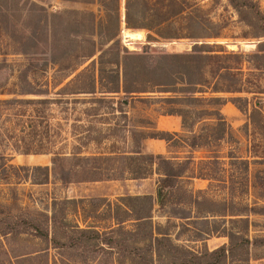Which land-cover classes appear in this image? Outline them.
Wrapping results in <instances>:
<instances>
[{"label":"rangeland","instance_id":"1","mask_svg":"<svg viewBox=\"0 0 264 264\" xmlns=\"http://www.w3.org/2000/svg\"><path fill=\"white\" fill-rule=\"evenodd\" d=\"M5 1L18 6L9 12V32L1 36L0 42V99L6 101L0 105V264H120L123 260L122 264H128L124 250L109 251L106 245H100L102 237L97 242L87 235L79 239L74 233L65 236L64 232L75 224L97 228L109 224L106 203H115L119 196H156L159 175L155 171L139 179L123 178L125 173L121 176L119 172L121 157L136 150L162 154L184 168L177 182L181 188L164 207L156 205L152 212L154 224L166 230L176 244L194 252L211 251L228 245V238L223 236L225 229L241 232L250 240L248 256L245 252L241 255L239 250L234 258L247 257L248 261L227 264H264V69L259 68L264 67V57L253 55L259 38L239 19L228 0H185L187 10L200 22L197 28L187 31L184 25L152 29L127 27L124 0H119L118 28L98 0ZM255 1L264 13V0ZM4 21L0 16V22ZM50 25L52 52L45 58L57 59L64 68L71 65V55L78 49L74 41L88 39L87 33L100 29L116 32L113 49L148 50V60L153 64L157 61L154 54L167 52L169 45L176 52H182L202 40L218 44L227 52L241 54L238 66L243 70L239 76L242 91L207 92L206 97L218 95L230 101L189 106L192 110H219L228 123V135L217 139L219 132L214 129L204 137L206 130L201 129L216 123L214 115L197 120L190 117L188 127L174 129L173 120L180 117L166 112L182 105L156 98L175 93L125 96L122 93L123 51L119 57L120 92L114 100L104 103H70L65 99L81 95L60 93L61 85L54 86L52 79L56 67H47V76H44L41 71L26 69V55L2 54L9 50L8 42H15L18 48L31 43L36 29L40 40H47ZM126 31L138 34L127 38ZM201 34L209 37H196ZM212 34L217 37H211ZM90 37L98 42L96 34ZM88 63L89 60L78 70ZM23 77L28 81H22ZM152 78L164 80L161 76ZM45 79L49 85H39ZM181 86L178 82L174 90ZM36 88H41L42 93H19L20 90L36 92ZM13 98L33 101L12 103ZM116 100L127 103L118 104ZM255 103L260 113L256 112L250 119ZM160 131L177 132V135L168 142L150 137ZM193 140L196 144L190 146ZM101 153L113 159H95L89 163L108 171L115 168L109 178L84 170L85 158ZM57 154L62 159L54 162ZM201 174L209 179L196 177ZM64 176H69L71 181L64 182L61 179ZM73 199L81 202H72ZM53 215L58 243L51 241ZM47 230L49 238L40 237ZM211 261L224 264L215 258L205 262L195 259L191 264Z\"/></svg>","mask_w":264,"mask_h":264},{"label":"trees","instance_id":"2","mask_svg":"<svg viewBox=\"0 0 264 264\" xmlns=\"http://www.w3.org/2000/svg\"><path fill=\"white\" fill-rule=\"evenodd\" d=\"M98 1L107 10L106 16L114 18L115 26L118 28L119 0ZM228 3L236 11L239 19L255 31L256 34L254 36L259 38L257 51L253 55L255 57H264V13L259 4L255 0H228ZM17 6L15 3L8 4L5 0H0V16L3 19L5 18L3 23L0 22V42L1 36L5 32H9L10 25L8 22L10 20H8V14ZM187 9L185 0H124V22L127 27L146 29L184 25V29L187 31L188 29L197 28L200 24L192 11ZM52 32L53 28L50 25L48 28V38L42 41L38 36V29H36L32 32L34 39L31 43L18 48L15 42H13L14 44L8 42L7 47L9 50L2 54L4 56L14 53L26 55V69L41 71L44 76H47V67L49 68L50 65L56 67L52 74V79L54 80V86L61 85L59 88L60 93L81 95V97L79 96L80 98L76 96L71 99H65L70 103L91 101L104 103L114 100L116 94L120 92L119 57L121 51H123L124 85L122 93L125 96L148 95L150 92L175 93L173 96H161L156 99L182 105V108H169L166 112L167 115H177L180 117L182 129L189 126L190 117L197 120L214 115L216 123L207 124L201 129V131L206 130L204 137L207 138V132L214 129H217L219 132L217 139H222L228 135V123L219 110H192L189 106L195 107L203 103L219 105L229 100L218 95L206 97L204 94L207 92L218 94L242 91L239 76L243 73V70L238 66L242 60L241 54L227 52L221 49V46L218 44L211 45L202 40L201 42L194 43L190 50L182 52H176L174 47L169 45L167 52L154 54L157 57V61L153 64L148 60L150 55L148 50L128 52L126 49L121 50L119 47L113 49L116 32L100 29L96 33H87L89 35L88 39L79 40L76 37L77 41L73 40L78 43V49L73 56L71 55V58H73L69 60L73 61L71 65L69 64L64 68L57 59L45 58L49 51V54L52 52ZM93 34H96L98 42L90 37ZM214 35L212 34L211 37H217ZM196 37L209 36L202 35ZM107 44L109 45L103 48ZM212 47H219L220 49H212ZM88 60L89 63L78 70ZM3 63H7L6 58L3 59ZM166 64H169V66H165ZM174 66H176L175 69L172 68ZM259 68L264 69V67ZM73 73L75 74L65 81ZM57 74L61 75L57 77ZM153 76H161L164 80L154 79L152 78ZM211 78L213 79L212 82L210 81ZM22 81L26 82L28 80H26V77H23ZM178 82L182 86L176 91L174 90V85ZM41 84L43 86L49 85V82L45 79L39 83V85ZM153 88L157 89L154 90ZM40 89L36 88V92H32V90H20L21 92L19 93H42ZM177 93L180 94L177 95ZM11 101L12 103H26L33 100L13 98ZM115 102L118 104L127 103L124 100H116ZM4 103L6 101L0 99V105ZM254 105L248 116L250 119L253 118L256 112L260 113L259 106L257 107L256 103ZM184 106L188 108H184ZM240 110L242 109L240 108ZM176 133L160 131L157 135L150 137L163 139L168 142L173 136L177 135ZM195 144V140H193L190 146ZM74 155L76 154L72 153V156ZM61 157L60 154L54 156V162L58 159L61 160ZM121 158L120 164L122 167L119 172L121 176L125 173L126 177L123 176V178H146L153 171L159 175L156 185V196L153 197L151 194H126L119 196L115 203H106L105 210L109 215V224L99 228L94 225L83 224L81 227L79 224H75L70 230L65 229V236L66 233H74L75 237L80 239L82 236L87 235L88 239H96L97 242L102 237V241L100 240L99 242L100 245H106L109 251L118 249V252H120V250H124V254H126L124 257H126L128 264H191L192 260L197 259L205 262L208 258H215L216 261L223 262L224 264L241 261L247 263V257L234 258L239 250L241 255L245 252L248 256L250 240L244 233L227 231L225 229L223 236L228 238V245L223 244L211 251L206 249L202 252H194L188 247L176 244L166 230H161L158 224H154L152 221L154 207L156 205L164 207L175 191L181 188L177 185V182L181 180L184 168L178 166L179 162H174L172 158L164 157L162 154L144 153L140 150H136L132 154L123 155ZM85 159L87 164L84 166V170L87 169L91 174H98L109 178L112 175L110 171H115V168L108 171L104 170L106 168L95 166L93 162L89 163V161L95 159L102 161L112 160L113 158L110 155L101 153L98 156H88ZM116 161L118 162L119 159H116ZM96 177H92L93 180ZM196 177L208 178L203 174ZM61 179L64 182L71 181L69 180V176H64ZM191 195H193L192 192ZM73 201L76 203L81 202V200L75 199ZM235 215L241 214L236 213ZM50 219L53 227L51 241L58 243L59 240L55 230V215ZM48 236L47 230L42 232L40 237L49 238ZM242 248L243 251L241 250ZM204 262L203 264H205ZM206 264H213V262L211 261V263L208 262Z\"/></svg>","mask_w":264,"mask_h":264},{"label":"bare ground","instance_id":"3","mask_svg":"<svg viewBox=\"0 0 264 264\" xmlns=\"http://www.w3.org/2000/svg\"><path fill=\"white\" fill-rule=\"evenodd\" d=\"M129 31H130V30H129ZM137 34H138V33H136V32H128V31H126V32L124 33V37H127V38H133V37H135Z\"/></svg>","mask_w":264,"mask_h":264},{"label":"crops","instance_id":"4","mask_svg":"<svg viewBox=\"0 0 264 264\" xmlns=\"http://www.w3.org/2000/svg\"><path fill=\"white\" fill-rule=\"evenodd\" d=\"M173 122H174V129H177L178 127L181 126L180 119H178L177 117L174 118Z\"/></svg>","mask_w":264,"mask_h":264}]
</instances>
